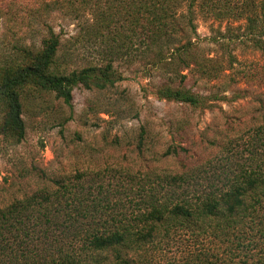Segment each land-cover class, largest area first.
<instances>
[{
	"label": "rangeland",
	"instance_id": "374dc122",
	"mask_svg": "<svg viewBox=\"0 0 264 264\" xmlns=\"http://www.w3.org/2000/svg\"><path fill=\"white\" fill-rule=\"evenodd\" d=\"M113 1L0 0V66L21 64L20 46H38L49 29L60 39L56 74L112 58L111 83H75L68 100L31 85L20 88L21 139L2 129L0 102V239L18 255L32 251L39 204L58 188L67 190L61 202L70 212L84 209L108 226L133 221L151 191L162 196L163 173L194 175L195 186L186 189L192 194L206 182L219 185L222 171L237 170L249 153L264 155L256 135L264 126V53L246 39L243 22L216 21L198 8L189 21L182 8L177 21L166 24L174 31L173 48L179 36L198 41L190 55L200 59L180 71L184 85L202 96L191 105L157 93L180 78L171 80L172 66L162 61L134 57L140 24L130 0L121 8ZM5 222L13 225L2 228ZM179 222L158 234L168 243L164 264L183 262L178 255L186 249H212L211 237Z\"/></svg>",
	"mask_w": 264,
	"mask_h": 264
},
{
	"label": "trees",
	"instance_id": "16d2710c",
	"mask_svg": "<svg viewBox=\"0 0 264 264\" xmlns=\"http://www.w3.org/2000/svg\"><path fill=\"white\" fill-rule=\"evenodd\" d=\"M113 3L120 8L126 5L125 0ZM130 7L135 25L140 24L135 31L138 54L134 57L162 61L172 66L171 80L180 78L177 86L157 87V93L163 97L191 105L202 97L184 85L186 73L180 74L200 59L190 55L198 41L179 36L178 45L173 48L174 31L166 27L169 21L170 26L173 20L177 21L174 16L182 8L189 21L198 8L216 21L224 18L243 22L246 39L264 53V0H130ZM223 9L227 11L221 13ZM59 46V36L49 29L38 46H20L21 64L8 62L0 66V102L5 106L1 127L17 139L24 135L20 88L31 85L68 100L75 83L103 88L112 82L108 77L111 57L104 66L89 65L67 74L54 73L52 65ZM256 131L258 139L264 141V126ZM247 159L249 162L239 163L235 171H222L219 185L206 182L192 194H187L186 189L195 186L194 175L188 171L163 173L162 196L151 191L144 211L133 221L108 226L84 209L70 212L66 203L61 202L67 190L58 188L51 191V196H44V204H39V221L35 224L38 234L30 243L32 251L18 255L0 239V264L21 260L24 264H164L163 246L168 243L158 234L162 229L170 232V222L176 220L196 235L211 237L214 243L210 253L195 249L186 253V249L178 255L184 258L183 262L178 259V263L167 264H264V155L251 152ZM9 224L13 225L5 222L2 228ZM27 229L24 226L22 232L27 234Z\"/></svg>",
	"mask_w": 264,
	"mask_h": 264
}]
</instances>
